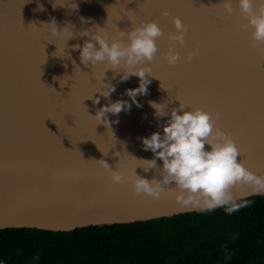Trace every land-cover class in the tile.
I'll list each match as a JSON object with an SVG mask.
<instances>
[{
  "label": "water",
  "instance_id": "1",
  "mask_svg": "<svg viewBox=\"0 0 264 264\" xmlns=\"http://www.w3.org/2000/svg\"><path fill=\"white\" fill-rule=\"evenodd\" d=\"M222 3L0 0V229L73 231L196 211L177 203L175 182L168 186L173 190L158 200L133 191L135 174L163 179L155 169L145 172L143 162L136 160L154 158L143 149L141 138L156 131L162 134L168 119L158 121L150 102H167L169 112L179 107L180 100L188 110L200 107L213 118L218 113V126L233 136L242 152L238 159L264 175V55L249 47L248 32L240 30L237 0L232 15ZM164 11L170 15L163 16ZM173 17H179L189 31L185 45L175 42L180 62L169 65L162 53L173 44L167 38L176 31ZM53 19L60 28L74 26L67 43V37H53L43 26ZM141 21H156L165 35L157 39L159 51L150 64L160 80L149 77L147 95L136 98L138 107L125 94L139 87L138 77L121 82L122 72L108 70L103 83L116 91L110 98L100 96L96 92L103 88L105 66H85L80 51L72 46L83 45L88 38L77 34L94 25L112 37L118 29L131 30ZM194 50L198 51L193 60L186 61V54ZM92 96H99V105L89 99ZM109 99L132 105L118 115L108 114L115 138L92 117ZM125 151L136 159L116 156ZM99 159L113 170L118 168L125 181L114 183L111 172L94 161ZM157 164L162 170L163 162ZM257 195L262 194L247 197Z\"/></svg>",
  "mask_w": 264,
  "mask_h": 264
},
{
  "label": "clouds",
  "instance_id": "2",
  "mask_svg": "<svg viewBox=\"0 0 264 264\" xmlns=\"http://www.w3.org/2000/svg\"><path fill=\"white\" fill-rule=\"evenodd\" d=\"M221 6L228 15L236 11L233 0H223ZM237 7L242 20L239 27L242 32H248L249 47L264 55V0H237ZM41 10H43L42 6ZM162 14L165 17L170 15L168 11ZM81 21L87 22L84 17H81ZM173 23L176 31L168 33L167 37L173 44L169 45L166 53H162L163 59L169 65L180 62L181 54L175 50V42L185 45L189 31L188 26L179 17H173ZM43 26L47 27L53 37H67L66 43L74 36L72 31L74 26L70 23L60 28L53 19L51 23ZM77 35L88 38L83 45L72 46L73 51H80V62L85 66L91 64L93 68L98 64L105 66L101 81L103 88L96 93L110 98L116 91L115 86L103 83L108 70L122 72L121 82L136 76L140 81L139 87L128 89L125 94L138 107L141 106L136 99L137 96L147 95L148 85L151 83L149 77L157 78L153 75L150 64L156 59L159 51L157 39L165 35L158 23L141 21L139 26L132 25L131 30L118 29L117 34L112 37L104 27L94 25L93 28L80 31ZM197 51H189L184 59L191 62ZM89 99H93L95 105L100 104L99 96L95 98L92 96ZM179 102V107L171 108L170 112L166 110L167 102H150L158 121L168 117L162 126V134L156 131L150 137L141 138L143 149L150 150L154 154L153 159H136L127 151L123 154L116 153L120 160L123 155H128L142 161L145 172L155 169L163 176L162 180H157L155 177L149 180L135 174V179L131 181L134 193L158 200L166 190H173L168 186L175 182L176 201L182 207L199 212H212L222 208L228 214L247 207L251 203L247 200L248 195L264 194V175L255 174L245 166V162L238 159L242 156V152L233 136L218 126L220 115L217 113L213 118L210 112L200 107L188 110V105L180 100ZM131 106L128 101L122 99L115 102L109 99L107 104L97 109L94 116H90L97 121V124L106 125L108 132L110 131L114 136L108 114L118 115ZM206 145L210 146V150L206 149ZM157 160L163 162L162 170ZM94 161L111 172L114 183L125 181L118 168L113 170L105 159ZM236 189L239 190L238 194L234 192Z\"/></svg>",
  "mask_w": 264,
  "mask_h": 264
},
{
  "label": "trees",
  "instance_id": "3",
  "mask_svg": "<svg viewBox=\"0 0 264 264\" xmlns=\"http://www.w3.org/2000/svg\"><path fill=\"white\" fill-rule=\"evenodd\" d=\"M235 213L193 211L73 231L0 229V264H264V194Z\"/></svg>",
  "mask_w": 264,
  "mask_h": 264
}]
</instances>
